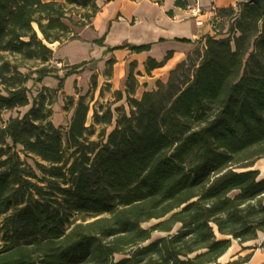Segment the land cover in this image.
Here are the masks:
<instances>
[{
  "label": "trees",
  "instance_id": "trees-1",
  "mask_svg": "<svg viewBox=\"0 0 264 264\" xmlns=\"http://www.w3.org/2000/svg\"><path fill=\"white\" fill-rule=\"evenodd\" d=\"M216 10L217 33L192 51L199 55L188 78L177 82L181 61L135 98L132 62L129 113L116 107L114 119L110 107L94 109L87 126L81 95L63 131L52 105L86 61L64 66L58 85L40 86L31 101L27 83L56 75L50 45L78 39L74 28L90 25L100 7L0 0V264H220L232 240L264 233V176L253 168L264 157V0ZM169 56L148 57L145 73ZM153 231L165 235L151 239Z\"/></svg>",
  "mask_w": 264,
  "mask_h": 264
},
{
  "label": "crops",
  "instance_id": "crops-1",
  "mask_svg": "<svg viewBox=\"0 0 264 264\" xmlns=\"http://www.w3.org/2000/svg\"><path fill=\"white\" fill-rule=\"evenodd\" d=\"M240 1L243 0H195L203 11H207L210 6H215L216 9L235 7ZM174 2L175 0H96L100 11L92 17L91 24L74 28L78 39L54 44V57L66 59L71 64L95 60L98 69H102L112 59V72L108 81H115L116 77L128 75L130 63H135L134 71L140 74L145 72L148 57L161 61L170 53L163 66L147 74L154 78L155 70H170L187 54L201 49L203 37L210 34L207 25L197 24V19L206 20L207 15L195 18L189 9L176 7ZM99 39L100 43L95 42ZM146 43L150 44L146 51L134 52L130 49L132 45ZM116 46L123 47L110 50ZM78 76L76 73L67 76L62 90L65 92L75 82L74 88L81 87ZM55 80H48L43 85L54 88L58 83ZM263 240L264 233H259L256 239L242 244L232 240L230 248L233 251L227 253L232 255V259H237L251 250L248 246H255L250 257L242 264H260L264 261Z\"/></svg>",
  "mask_w": 264,
  "mask_h": 264
},
{
  "label": "rangeland",
  "instance_id": "rangeland-1",
  "mask_svg": "<svg viewBox=\"0 0 264 264\" xmlns=\"http://www.w3.org/2000/svg\"><path fill=\"white\" fill-rule=\"evenodd\" d=\"M190 4L194 2V0H189ZM75 18H77L75 16ZM228 27H224L223 31L227 29ZM222 31V32H223ZM225 34V33H222ZM54 44L59 45V43L55 42ZM54 44H51L52 47ZM199 51L196 50V52H190L187 54L181 61H185L187 66H183V72L184 74L180 77V79H177V82L180 80H185L188 78L191 74L192 63H196L198 60ZM54 56V54H53ZM189 56V57H188ZM180 61V62H181ZM179 63V62H178ZM177 63V64H178ZM71 65V63L66 59L56 58L54 57V60L52 62V66L59 69L56 71V75L51 73L50 75H47L43 77L42 81L40 83L33 84L32 81H28L27 86L29 87V100H32L33 95L37 93V90L40 88V86L43 85L44 82H47L48 80L56 79V76H63V73L65 72L64 66ZM176 65V64H175ZM174 65V67H175ZM173 67V68H174ZM172 69V68H171ZM170 69V70H171ZM166 68L155 70L153 73L154 78L148 77V75L143 72V69L141 68V71L143 73H136L135 72V78H136V84H135V91L131 95L135 98H139L141 96V93L144 90H149L152 88H155V81L161 80L163 82H166L168 80L169 71ZM90 71H92L90 73ZM112 72V65L111 63H106L102 69H98V65L96 64L95 60L87 61L84 65L83 69L76 73L78 74V82L81 84V87L74 88V84H71L66 91L63 90L58 93L57 99L55 103L52 105V115L51 120L55 126L61 127L64 131L67 128V125L69 123V120L71 118V115L73 113V107L75 106V102L78 99L79 96L83 95L85 96V102L89 105V111L87 114V121L86 125L89 126L92 123V114L93 110L96 109L98 114H101L106 108L110 107L114 114V119L116 117L115 108L118 107L121 110H124L126 113H129V107L127 103V94L125 92V79L127 75H122L121 77H116L115 81H108L109 77L111 76ZM92 75L94 76V79L92 78ZM47 77V78H46ZM45 78V79H44ZM66 79V78H65ZM64 79V80H65ZM156 79V80H155ZM155 80V81H154ZM95 81L96 86L93 87L92 83ZM58 85V83H57ZM64 86V82H63ZM71 96L74 100V103L68 99V97ZM27 109V107L19 108V111L22 113ZM17 110L12 111H5L2 114L3 120H6L9 115H16ZM112 128L111 126L105 127L106 132H109ZM101 126L95 124L92 127V139L97 138V134L100 132ZM21 157H23V154H21ZM253 168L259 169L260 171V177L264 176V157L258 159L254 165ZM158 220H150L149 222H146L143 224L144 227H149L153 224H155ZM179 225H176L172 232H174ZM165 235L164 232L161 231H153L151 233V239L158 238L160 236ZM241 246V245H239ZM255 248V246H248V249H251L246 255L249 254V257L252 253V249ZM122 257L121 254H115L114 259L118 260ZM248 257V258H249ZM243 257H239L237 259H232V255H229L226 253L220 260V264H228L229 262H232L234 260L241 261Z\"/></svg>",
  "mask_w": 264,
  "mask_h": 264
},
{
  "label": "built area",
  "instance_id": "built-area-1",
  "mask_svg": "<svg viewBox=\"0 0 264 264\" xmlns=\"http://www.w3.org/2000/svg\"><path fill=\"white\" fill-rule=\"evenodd\" d=\"M190 10L192 16L197 18L198 16L207 15L206 20L197 19V24L199 25H207L210 28V34L209 35H215L217 33V28L215 27V22L217 21V14H216V7L210 6V8L207 11H203L197 3L194 2L190 4V6L187 8Z\"/></svg>",
  "mask_w": 264,
  "mask_h": 264
},
{
  "label": "bare ground",
  "instance_id": "bare-ground-1",
  "mask_svg": "<svg viewBox=\"0 0 264 264\" xmlns=\"http://www.w3.org/2000/svg\"><path fill=\"white\" fill-rule=\"evenodd\" d=\"M232 251H233V248L232 247L228 249V252L229 253L232 252Z\"/></svg>",
  "mask_w": 264,
  "mask_h": 264
}]
</instances>
